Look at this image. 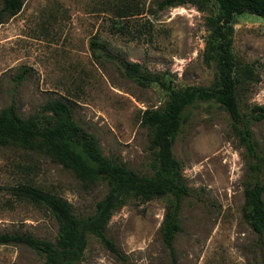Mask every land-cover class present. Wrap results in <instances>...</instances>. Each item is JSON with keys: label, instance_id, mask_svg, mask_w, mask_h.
<instances>
[{"label": "rangeland", "instance_id": "obj_1", "mask_svg": "<svg viewBox=\"0 0 264 264\" xmlns=\"http://www.w3.org/2000/svg\"><path fill=\"white\" fill-rule=\"evenodd\" d=\"M161 1L25 0L17 14L0 24V110L13 103L28 117L48 101L63 99L74 120L97 137L107 158L152 174L156 152L141 114L162 107L168 92L157 83L140 85L120 63L138 62L176 88L209 87L217 81L215 63L205 59L207 18L218 11L215 0L163 8ZM232 25L235 59L251 69L238 83L241 112L248 118L253 106L264 107V16L245 12ZM250 127L264 155V118L254 119ZM173 153L189 187L181 230L173 241L176 262L161 230L172 196L143 201L131 195L114 210L106 230L119 252L89 233L79 264H264V236L260 246L243 215L252 158L227 110L214 101L187 108ZM20 183L66 198L78 217L93 214L109 189L103 180L83 184L44 152L0 146V233L53 241L56 218L45 205L13 195L10 188ZM43 261L26 245L0 243V264Z\"/></svg>", "mask_w": 264, "mask_h": 264}, {"label": "trees", "instance_id": "obj_2", "mask_svg": "<svg viewBox=\"0 0 264 264\" xmlns=\"http://www.w3.org/2000/svg\"><path fill=\"white\" fill-rule=\"evenodd\" d=\"M205 1V0H203ZM25 0H2L0 24L17 14ZM186 0H162L161 8L183 4ZM216 14L207 18L210 35L205 59L217 68L213 86L176 88L161 75L143 69L138 62L122 61L123 72L142 86L157 83L168 92V99L160 108H147L141 114L142 125L149 128L150 145L156 152L157 166L150 174H140L124 163L107 158L97 137L73 118L70 104L63 99L48 101L40 112L23 117L12 103L0 110V146L17 145L44 152L70 169L85 185L106 181L109 189L97 202L96 210L86 217H78L72 204L40 186L20 183L10 188L13 195L45 205L58 222L56 239L48 240L30 234L0 233L2 244H23L44 256L41 264H79L88 243V234H95L113 252H119L106 230L114 210L129 196L150 200L171 195L162 223V237L169 254L176 262L173 241L181 230L180 213L189 187L182 167L173 153V144L185 120L187 108L200 101H214L230 114L252 161L249 164L253 180L244 189L243 215L258 237L260 246L264 236V155L257 151L250 122L264 118V107L255 105L248 118L241 112L238 83L251 73L250 66L238 65L232 52L233 22L245 12L264 16V0H215ZM97 56L98 43L92 42ZM250 78V77H249Z\"/></svg>", "mask_w": 264, "mask_h": 264}]
</instances>
